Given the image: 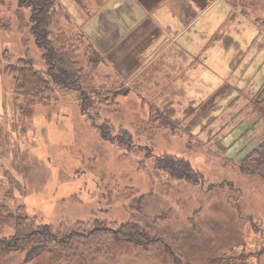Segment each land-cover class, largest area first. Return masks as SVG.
<instances>
[{
	"label": "rangeland",
	"instance_id": "obj_1",
	"mask_svg": "<svg viewBox=\"0 0 264 264\" xmlns=\"http://www.w3.org/2000/svg\"><path fill=\"white\" fill-rule=\"evenodd\" d=\"M74 1L56 0L54 30L81 40L78 58L89 85L113 96L102 119L130 130L138 150L103 139L85 122L74 91L55 87L31 102L15 92L8 65L25 58L45 72L47 64L30 8L0 0V209L16 212L24 204L37 224L55 228L136 221L154 239L145 250L112 242L108 257L91 264H226L220 256L256 249L249 219L264 223V164L250 162L249 154L264 147V0H250L247 16L228 0L214 1L187 30L196 38L191 47L155 44L134 59L114 57L64 21L70 5L77 8L70 15L86 18L106 0ZM171 5L177 10L180 3ZM165 153L190 161L203 177L192 183L154 175V158ZM129 188L145 194L138 214L126 207ZM15 234L13 222H0V238ZM33 249L0 252V264H23Z\"/></svg>",
	"mask_w": 264,
	"mask_h": 264
},
{
	"label": "trees",
	"instance_id": "obj_2",
	"mask_svg": "<svg viewBox=\"0 0 264 264\" xmlns=\"http://www.w3.org/2000/svg\"><path fill=\"white\" fill-rule=\"evenodd\" d=\"M228 1L231 2L232 10L240 8V13L247 16L250 0ZM18 2L20 6L30 8L31 32L37 45L43 49L47 69L45 72L38 70L30 59L25 58H19L16 63L8 65L5 71L13 73L15 92L31 102L44 101L55 87L74 91L86 123L96 128L103 139L128 147L127 151H137L130 130L116 127L109 119H102L101 108L111 107L114 104L113 96L105 98L102 91L92 89L89 85L90 78L78 58L80 48L77 42L81 40L68 38L60 29L54 30L55 18L59 15L56 0ZM253 22L258 25V17L255 16ZM263 148L252 149L250 162L255 161L259 166L264 164ZM139 168L146 167L140 162ZM153 169L154 175H166L170 180L194 183L197 178L203 177L190 161L170 153L155 156ZM126 192L130 199L126 207L134 214L140 213L145 194L134 188L126 189ZM0 222H13L16 231L13 237L0 238V252L34 247L23 264H91L96 259L108 257L107 248L112 242L125 241L135 245V250H145L153 239L146 228L136 221L119 223L90 219L60 224L56 228L48 223L40 225L34 216L27 213L24 204H20L16 212L9 211L7 205L1 206ZM259 264H264V255Z\"/></svg>",
	"mask_w": 264,
	"mask_h": 264
},
{
	"label": "crops",
	"instance_id": "obj_3",
	"mask_svg": "<svg viewBox=\"0 0 264 264\" xmlns=\"http://www.w3.org/2000/svg\"><path fill=\"white\" fill-rule=\"evenodd\" d=\"M214 1L217 0H205V4L200 0H106L90 14L83 13L86 18L77 12L70 15L77 10L76 6L70 5L69 15L64 21L70 27L72 24L88 31L97 46L102 43L99 48L111 50L117 58L124 53V57L134 59L140 56L143 47L150 46L151 49L155 44H161V49H165L168 44L177 41V44L187 43L186 47L180 44L182 48L191 47L196 38L187 30L194 27L197 19ZM172 2L180 3L179 9H174ZM100 18L104 19L99 21ZM144 43L147 46L141 47ZM130 52L131 57L127 56Z\"/></svg>",
	"mask_w": 264,
	"mask_h": 264
},
{
	"label": "flooded vegetation",
	"instance_id": "obj_4",
	"mask_svg": "<svg viewBox=\"0 0 264 264\" xmlns=\"http://www.w3.org/2000/svg\"><path fill=\"white\" fill-rule=\"evenodd\" d=\"M251 230L253 231V234L256 236H259L260 243L258 247L254 250L246 249V246L243 247L240 251V254H234V255H226V256H220L224 258V262L227 264H238L237 261L239 260H247L250 257H254L256 262L255 264H258L260 257L264 254V223L254 224L253 217L249 219ZM258 256V257H257ZM219 257H216V260ZM190 264V263H189Z\"/></svg>",
	"mask_w": 264,
	"mask_h": 264
},
{
	"label": "water",
	"instance_id": "obj_5",
	"mask_svg": "<svg viewBox=\"0 0 264 264\" xmlns=\"http://www.w3.org/2000/svg\"><path fill=\"white\" fill-rule=\"evenodd\" d=\"M258 257V256H257Z\"/></svg>",
	"mask_w": 264,
	"mask_h": 264
}]
</instances>
